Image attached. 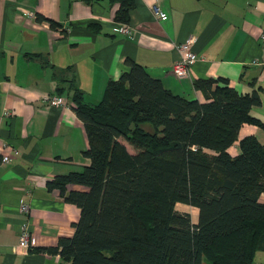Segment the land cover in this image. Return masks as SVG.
Segmentation results:
<instances>
[{
	"label": "trees",
	"instance_id": "obj_1",
	"mask_svg": "<svg viewBox=\"0 0 264 264\" xmlns=\"http://www.w3.org/2000/svg\"><path fill=\"white\" fill-rule=\"evenodd\" d=\"M109 1L118 4L115 21L127 23L134 0ZM36 20L59 26L41 15ZM126 62L129 69L110 79L94 103L74 78L52 75L58 92L72 91L89 163L46 181L80 210L72 236L49 251L59 254V264H253L264 251V143L253 135L238 140V131L244 123L264 129L251 114L259 93L197 79L201 101ZM235 142L239 153L231 155ZM177 203L196 208V222Z\"/></svg>",
	"mask_w": 264,
	"mask_h": 264
},
{
	"label": "crops",
	"instance_id": "obj_2",
	"mask_svg": "<svg viewBox=\"0 0 264 264\" xmlns=\"http://www.w3.org/2000/svg\"><path fill=\"white\" fill-rule=\"evenodd\" d=\"M153 7L167 18L156 17ZM117 9L109 0H0V264H59L49 248L72 236L80 215L57 189L46 187L54 176L89 163L72 91L58 92L54 73L74 78L90 102L129 69L126 59L145 66L173 93L201 101L195 80H224L239 93H259L261 103L251 114L264 123V0H134L127 22L132 37L115 30ZM37 15L59 26L37 21ZM188 37L198 59L189 78L179 81L172 72L175 46ZM54 93L61 98L56 106L44 101ZM247 135L264 143L258 125L242 124L238 140ZM228 151L238 154V142ZM21 202L29 206L26 214L18 211ZM23 221L33 247L19 241ZM253 264H264V251L255 253Z\"/></svg>",
	"mask_w": 264,
	"mask_h": 264
},
{
	"label": "built area",
	"instance_id": "obj_3",
	"mask_svg": "<svg viewBox=\"0 0 264 264\" xmlns=\"http://www.w3.org/2000/svg\"><path fill=\"white\" fill-rule=\"evenodd\" d=\"M153 13L158 17L160 20H165L167 18V15L165 12L161 11L158 7H153ZM29 16H34L32 12H27ZM115 30L127 35L128 37H132L134 35V30L131 28L127 23H117V26L115 27ZM260 41L261 46L264 47V31L260 33ZM193 44V37H188L183 42L178 43L176 48V58L173 62L172 66V72L174 76L179 80L188 79L191 72V67L195 63V61L198 59L197 53L192 48ZM44 101H47L49 104L51 103H61V99L56 96H45ZM3 147H6V143L2 144ZM8 156H2L1 162H7ZM29 206L21 202L18 208L19 213L26 214L28 212ZM27 221L22 222V233L20 235L19 241L22 245L33 247L34 243L31 240L29 236V225L27 224ZM59 255V254H58Z\"/></svg>",
	"mask_w": 264,
	"mask_h": 264
},
{
	"label": "rangeland",
	"instance_id": "obj_4",
	"mask_svg": "<svg viewBox=\"0 0 264 264\" xmlns=\"http://www.w3.org/2000/svg\"><path fill=\"white\" fill-rule=\"evenodd\" d=\"M92 102L94 103V102H97V101H92ZM51 105L52 106H56L57 103H51ZM119 140L125 144V146L128 149V151L136 152V149L132 145L128 144L122 138H119ZM175 208L179 212L188 213L190 215L191 221L195 222V220H196V210L192 206H189V205H186V204H183V203H177ZM203 264H208V262L206 260H204Z\"/></svg>",
	"mask_w": 264,
	"mask_h": 264
}]
</instances>
